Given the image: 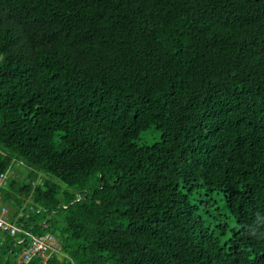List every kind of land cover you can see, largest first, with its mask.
Wrapping results in <instances>:
<instances>
[{"label":"trees","instance_id":"1","mask_svg":"<svg viewBox=\"0 0 264 264\" xmlns=\"http://www.w3.org/2000/svg\"><path fill=\"white\" fill-rule=\"evenodd\" d=\"M0 176V264H264V0H0Z\"/></svg>","mask_w":264,"mask_h":264},{"label":"built area","instance_id":"2","mask_svg":"<svg viewBox=\"0 0 264 264\" xmlns=\"http://www.w3.org/2000/svg\"><path fill=\"white\" fill-rule=\"evenodd\" d=\"M3 177L0 176V182ZM6 208L2 207L0 212V230L10 234H16L18 231H23L17 222L8 219L5 216ZM30 237L29 244L20 252V258L24 261L30 260L34 256H40L44 260L48 258L52 251L57 250L56 240L52 235H34L29 231H24Z\"/></svg>","mask_w":264,"mask_h":264},{"label":"rangeland","instance_id":"3","mask_svg":"<svg viewBox=\"0 0 264 264\" xmlns=\"http://www.w3.org/2000/svg\"><path fill=\"white\" fill-rule=\"evenodd\" d=\"M160 140V130L155 129L154 127H149L148 129L142 131L139 134V138L137 139V143L138 144H147L150 145L154 142H158ZM23 173H25L26 171L23 170ZM8 177L11 179L12 177H15V172L14 170L10 171L8 174ZM215 198L218 200L219 202V207L221 208V212L224 214H228V209L226 208L225 204H224V198H223V194H217L215 196ZM28 200V198H26ZM230 224L232 226H236L234 223V220L231 218H228Z\"/></svg>","mask_w":264,"mask_h":264}]
</instances>
